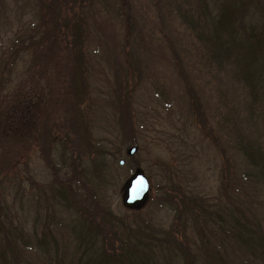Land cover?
I'll return each instance as SVG.
<instances>
[{
    "label": "rangeland",
    "instance_id": "obj_1",
    "mask_svg": "<svg viewBox=\"0 0 264 264\" xmlns=\"http://www.w3.org/2000/svg\"><path fill=\"white\" fill-rule=\"evenodd\" d=\"M204 1L0 0L1 219L32 246L53 234L72 252L69 224L107 217L137 226L153 264H264L236 244L214 262L197 246L217 244L227 211L264 237V177L234 149H264V128L240 108L231 62L211 59ZM135 172L148 190L125 205ZM44 212L62 223L47 236Z\"/></svg>",
    "mask_w": 264,
    "mask_h": 264
},
{
    "label": "trees",
    "instance_id": "obj_2",
    "mask_svg": "<svg viewBox=\"0 0 264 264\" xmlns=\"http://www.w3.org/2000/svg\"><path fill=\"white\" fill-rule=\"evenodd\" d=\"M194 1H202L203 5L207 6L204 0ZM209 1L213 10L211 12L206 8L209 12L204 24H208L209 34L203 38L204 42L210 43L207 46H211L209 50L211 59L231 62L230 75L236 77L242 85L240 108L246 110L248 117L258 120L264 128V0ZM200 6L203 7L201 4ZM24 41L25 39L20 38L16 42L23 43ZM124 61L125 64L128 63L127 56L124 57ZM235 147L234 149L241 158L246 160L247 165L254 167L250 168L252 172H249L250 169L246 170L245 175L264 177V149L260 148L256 142L249 144L243 141L239 144L235 142ZM53 193L54 191L52 196ZM49 197L50 194L47 198L45 196L43 198L46 202L44 208L51 203ZM71 200L73 199L68 198L65 204ZM193 204L194 201L189 202L187 206ZM34 207L43 208H39L37 204ZM226 213V223L220 230L218 229L217 244L213 246L209 243L210 237L205 235L201 244L197 245L199 250H203L207 259L214 262L221 248L227 252V248H234L236 244L239 248L242 247L247 252L249 251L253 257L257 256L255 254L257 252L259 259L264 260V237L257 229L251 230L253 225L247 224V221H250L242 212L239 214L237 210L236 215L228 211ZM1 216L3 215L0 211V226L6 223L9 227H3V238L0 239V264H153L144 253L146 247L138 250L135 247L136 242H132L134 236L131 234L136 231L137 226L132 228L119 219L102 217L101 222H97L94 219L82 218L80 220L77 218L78 221L69 224L68 235L72 237L73 250L71 248L72 252L65 253L67 248H60L53 234L52 237L47 236V233L55 232L56 228L53 227L51 230L48 227L50 223L61 225L60 219L46 216L45 220L43 219L45 212L36 214L35 220L40 222L43 228L41 236L46 235L47 237L40 238L39 236L35 245L32 246L30 238L23 237V234L16 229L13 230L10 220H2ZM207 216L209 218L211 212ZM208 231L214 233L211 229H207L206 233ZM154 246H157L159 250L163 248L166 252L178 254L172 246L163 245L160 241L154 242ZM177 247L179 250L183 248L178 245ZM215 247L218 250H215ZM184 257L185 264H194L191 261L193 255L187 254ZM164 263L168 264V260H164Z\"/></svg>",
    "mask_w": 264,
    "mask_h": 264
},
{
    "label": "water",
    "instance_id": "obj_3",
    "mask_svg": "<svg viewBox=\"0 0 264 264\" xmlns=\"http://www.w3.org/2000/svg\"><path fill=\"white\" fill-rule=\"evenodd\" d=\"M135 151L134 146L126 149V154L130 155ZM119 165L123 164L122 159H118ZM148 190L147 178L141 172H135L127 181L123 193V203L125 205H133L142 201Z\"/></svg>",
    "mask_w": 264,
    "mask_h": 264
}]
</instances>
